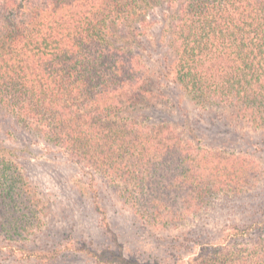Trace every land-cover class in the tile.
Masks as SVG:
<instances>
[{
	"label": "trees",
	"instance_id": "trees-1",
	"mask_svg": "<svg viewBox=\"0 0 264 264\" xmlns=\"http://www.w3.org/2000/svg\"><path fill=\"white\" fill-rule=\"evenodd\" d=\"M159 7L165 9L160 41L173 60L164 69L147 66L137 50ZM165 81L218 122L242 119L264 130V0H0V114L86 168L118 178L125 201L163 226L198 213L214 192L246 193L261 179L226 185L215 177L216 167L203 179L206 156L185 147L199 144L196 136L152 119L166 96ZM2 148L0 234L20 242L25 219L40 218L38 203L8 156L12 148ZM186 187L190 205L162 212L175 189ZM257 191L252 198H264V186ZM258 210L262 219L254 225L229 227L231 241L226 230L214 237L204 228L212 236L202 233L199 240L186 231L181 241L199 245L188 264H264V204Z\"/></svg>",
	"mask_w": 264,
	"mask_h": 264
},
{
	"label": "rangeland",
	"instance_id": "rangeland-1",
	"mask_svg": "<svg viewBox=\"0 0 264 264\" xmlns=\"http://www.w3.org/2000/svg\"><path fill=\"white\" fill-rule=\"evenodd\" d=\"M164 13L165 9L160 7L152 11L143 31L145 40L137 48L143 53L144 63L157 69H164L173 61L165 40L160 41ZM160 88L166 96L152 109V119H166L185 135L196 136L199 144L185 147L206 156L208 161L200 166L203 179H208L207 169L216 167L215 177L221 176L219 180L226 185L250 186L256 181L254 177L261 178L259 183L246 193L214 192L198 213L188 212L187 217L181 216L174 225L151 223L125 201L117 185L118 178L86 168L84 163H77L58 147L37 140L10 117L0 114V152L6 151L1 149L2 144L12 148L8 156L24 173L25 186L30 185V196L38 203L40 215L34 221L25 219L20 242L0 234V264H109L100 260L103 257L118 264L120 254L132 264H188L199 245L181 241L186 231L193 230L195 233L188 237L199 240L202 233L211 235L208 230L204 233V228L214 237L226 230L225 234L231 238L229 233L233 230L229 227H246L262 219L258 209L264 198L252 196L264 186V130L243 124L242 119L230 120L231 124L227 117H222V122L216 121L196 109L174 83L165 81ZM208 145L215 150L204 148ZM233 153L243 156L238 161L227 160ZM188 189L176 188L172 202L160 206L162 212L171 207L179 209L182 204L189 206L185 193ZM160 195L162 200L168 199L165 194ZM180 197H184L183 201ZM22 241L26 252L19 248ZM30 251L40 252L44 258L33 260Z\"/></svg>",
	"mask_w": 264,
	"mask_h": 264
}]
</instances>
